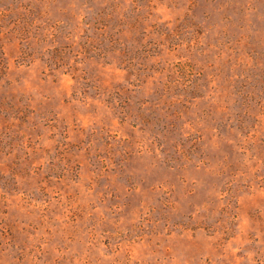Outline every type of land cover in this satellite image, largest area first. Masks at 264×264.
<instances>
[{"label":"rangeland","instance_id":"obj_1","mask_svg":"<svg viewBox=\"0 0 264 264\" xmlns=\"http://www.w3.org/2000/svg\"><path fill=\"white\" fill-rule=\"evenodd\" d=\"M0 264H264V0H0Z\"/></svg>","mask_w":264,"mask_h":264}]
</instances>
